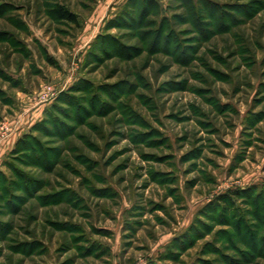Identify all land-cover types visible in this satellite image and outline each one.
I'll list each match as a JSON object with an SVG mask.
<instances>
[{
	"label": "rangeland",
	"instance_id": "374dc122",
	"mask_svg": "<svg viewBox=\"0 0 264 264\" xmlns=\"http://www.w3.org/2000/svg\"><path fill=\"white\" fill-rule=\"evenodd\" d=\"M0 264H264V0H0Z\"/></svg>",
	"mask_w": 264,
	"mask_h": 264
},
{
	"label": "trees",
	"instance_id": "16d2710c",
	"mask_svg": "<svg viewBox=\"0 0 264 264\" xmlns=\"http://www.w3.org/2000/svg\"><path fill=\"white\" fill-rule=\"evenodd\" d=\"M55 13L61 19L69 20L72 22H77L76 15L72 11H70L69 9L64 7L63 5L58 4L55 7ZM19 142H20V140L18 141V143ZM239 194H240L239 190H232L228 194H224V195L219 197V199H222L220 203L225 205L228 202V201H226V199L234 198L235 196H239ZM226 207H228V205Z\"/></svg>",
	"mask_w": 264,
	"mask_h": 264
}]
</instances>
